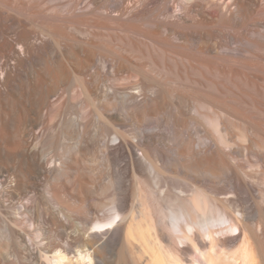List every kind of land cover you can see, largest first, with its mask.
I'll use <instances>...</instances> for the list:
<instances>
[{
  "label": "bare ground",
  "instance_id": "obj_1",
  "mask_svg": "<svg viewBox=\"0 0 264 264\" xmlns=\"http://www.w3.org/2000/svg\"><path fill=\"white\" fill-rule=\"evenodd\" d=\"M0 264H264V0H0Z\"/></svg>",
  "mask_w": 264,
  "mask_h": 264
},
{
  "label": "rangeland",
  "instance_id": "obj_2",
  "mask_svg": "<svg viewBox=\"0 0 264 264\" xmlns=\"http://www.w3.org/2000/svg\"><path fill=\"white\" fill-rule=\"evenodd\" d=\"M198 137H199V136H198ZM243 160H244V159H243ZM171 182H172V181H171ZM172 183H173L174 185H176V186H174V188L176 187L175 189L173 188V186H172L173 184H172ZM172 183H171V184H172V185H171V188H172V189H171V188H170V189H171L172 191H173V190H177V191H173V192H175V193H176V192L179 193V192H178V191H179V190H178L179 186H180V189H181V188H182V189H186L187 191L190 190V187L188 186V184L186 185V183L183 184V182H179V181H176V180H175L174 182H172ZM178 183H179V184H178ZM185 187H186V188H185ZM107 202H108V201H107ZM107 202H106V203H107ZM107 208H108V209H107ZM99 210L101 211V214H103L104 212L107 213V212H109L110 207L105 206V208L102 207V208H99ZM102 210H104V211H102ZM107 210H108V211H107ZM106 211H107V212H106ZM179 244H180V243H179ZM180 246L182 247L183 245L180 244Z\"/></svg>",
  "mask_w": 264,
  "mask_h": 264
}]
</instances>
